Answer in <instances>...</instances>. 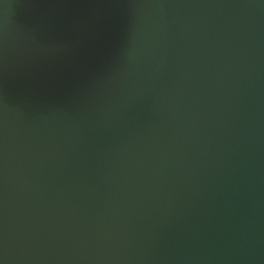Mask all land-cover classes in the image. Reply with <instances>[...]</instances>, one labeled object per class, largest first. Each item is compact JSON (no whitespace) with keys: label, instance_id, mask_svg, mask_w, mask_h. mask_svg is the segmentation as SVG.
Wrapping results in <instances>:
<instances>
[{"label":"water","instance_id":"95a60500","mask_svg":"<svg viewBox=\"0 0 264 264\" xmlns=\"http://www.w3.org/2000/svg\"><path fill=\"white\" fill-rule=\"evenodd\" d=\"M0 264H264V0H0Z\"/></svg>","mask_w":264,"mask_h":264}]
</instances>
